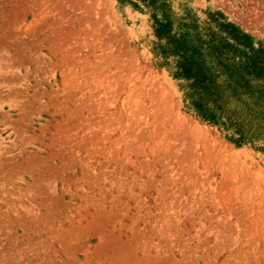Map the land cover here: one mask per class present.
Segmentation results:
<instances>
[{
    "label": "rangeland",
    "instance_id": "obj_1",
    "mask_svg": "<svg viewBox=\"0 0 264 264\" xmlns=\"http://www.w3.org/2000/svg\"><path fill=\"white\" fill-rule=\"evenodd\" d=\"M159 18L264 65V0H0V264H264V77L198 106Z\"/></svg>",
    "mask_w": 264,
    "mask_h": 264
},
{
    "label": "trees",
    "instance_id": "obj_2",
    "mask_svg": "<svg viewBox=\"0 0 264 264\" xmlns=\"http://www.w3.org/2000/svg\"><path fill=\"white\" fill-rule=\"evenodd\" d=\"M158 23L156 31L165 38L166 51L176 56L177 74L190 79L191 86L199 93L198 106L201 107L204 101L223 111L232 108L235 112L236 109L232 107L234 103L242 105L241 111L246 116L257 113L253 109L255 102L241 99L243 94L258 92L251 79L264 77V65L255 56H247L245 61H235L234 57L224 54L230 51L240 56L243 49L228 41L221 39L219 44L205 46L206 42L188 25H182L184 29L181 31H173L165 18H159ZM223 25L234 31L237 42L249 46L246 34L238 33L231 25Z\"/></svg>",
    "mask_w": 264,
    "mask_h": 264
}]
</instances>
